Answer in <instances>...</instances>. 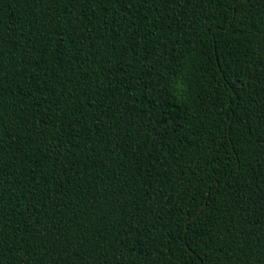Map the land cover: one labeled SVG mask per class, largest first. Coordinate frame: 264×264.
Listing matches in <instances>:
<instances>
[{"label":"trees","instance_id":"trees-1","mask_svg":"<svg viewBox=\"0 0 264 264\" xmlns=\"http://www.w3.org/2000/svg\"><path fill=\"white\" fill-rule=\"evenodd\" d=\"M0 264H264V0H0Z\"/></svg>","mask_w":264,"mask_h":264},{"label":"snow or ice","instance_id":"snow-or-ice-1","mask_svg":"<svg viewBox=\"0 0 264 264\" xmlns=\"http://www.w3.org/2000/svg\"><path fill=\"white\" fill-rule=\"evenodd\" d=\"M241 2H244V0H241ZM248 2H251V0H248Z\"/></svg>","mask_w":264,"mask_h":264}]
</instances>
